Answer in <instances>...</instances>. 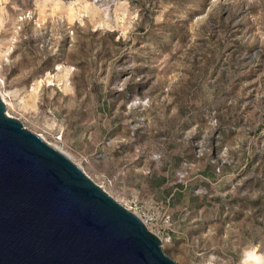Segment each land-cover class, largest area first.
Segmentation results:
<instances>
[{
	"label": "rangeland",
	"instance_id": "1",
	"mask_svg": "<svg viewBox=\"0 0 264 264\" xmlns=\"http://www.w3.org/2000/svg\"><path fill=\"white\" fill-rule=\"evenodd\" d=\"M0 91L119 202H162L178 264L264 252V0H0Z\"/></svg>",
	"mask_w": 264,
	"mask_h": 264
},
{
	"label": "water",
	"instance_id": "2",
	"mask_svg": "<svg viewBox=\"0 0 264 264\" xmlns=\"http://www.w3.org/2000/svg\"><path fill=\"white\" fill-rule=\"evenodd\" d=\"M0 91V264H178L161 237Z\"/></svg>",
	"mask_w": 264,
	"mask_h": 264
},
{
	"label": "built area",
	"instance_id": "3",
	"mask_svg": "<svg viewBox=\"0 0 264 264\" xmlns=\"http://www.w3.org/2000/svg\"><path fill=\"white\" fill-rule=\"evenodd\" d=\"M121 203L138 215L150 229L161 237L163 246L171 241L175 231L174 221L162 202L151 196L134 194Z\"/></svg>",
	"mask_w": 264,
	"mask_h": 264
},
{
	"label": "clouds",
	"instance_id": "4",
	"mask_svg": "<svg viewBox=\"0 0 264 264\" xmlns=\"http://www.w3.org/2000/svg\"><path fill=\"white\" fill-rule=\"evenodd\" d=\"M240 264H264V254L257 247L246 248L242 252Z\"/></svg>",
	"mask_w": 264,
	"mask_h": 264
},
{
	"label": "bare ground",
	"instance_id": "5",
	"mask_svg": "<svg viewBox=\"0 0 264 264\" xmlns=\"http://www.w3.org/2000/svg\"><path fill=\"white\" fill-rule=\"evenodd\" d=\"M1 96H2V98L5 100V97H4V95L1 93ZM5 102H6V100H5ZM251 248V247H250ZM262 254H264V252L262 253Z\"/></svg>",
	"mask_w": 264,
	"mask_h": 264
}]
</instances>
